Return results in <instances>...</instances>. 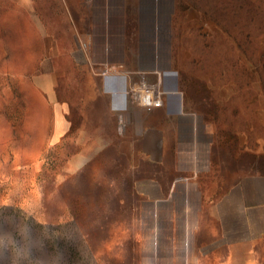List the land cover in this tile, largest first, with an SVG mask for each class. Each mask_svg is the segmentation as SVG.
I'll return each mask as SVG.
<instances>
[{
  "label": "rangeland",
  "instance_id": "374dc122",
  "mask_svg": "<svg viewBox=\"0 0 264 264\" xmlns=\"http://www.w3.org/2000/svg\"><path fill=\"white\" fill-rule=\"evenodd\" d=\"M124 1L137 42L143 8L151 11L158 42L173 50L198 100L201 126L233 131L222 143L253 148L245 169L264 174V0ZM81 2L0 0V264H264V239L203 258L196 234L194 247L182 248L176 230L151 232V207L137 199L136 176L108 145L100 150L111 131L70 130L69 111L55 119L57 101L69 106L75 72L63 58L56 82L45 84L52 66L44 60L55 50L46 38L76 35L80 47L90 33L66 24L70 9L85 19ZM94 46L93 37V59L102 63ZM118 145L125 149L122 139ZM181 219L172 216L170 226Z\"/></svg>",
  "mask_w": 264,
  "mask_h": 264
},
{
  "label": "crops",
  "instance_id": "0c3cea01",
  "mask_svg": "<svg viewBox=\"0 0 264 264\" xmlns=\"http://www.w3.org/2000/svg\"><path fill=\"white\" fill-rule=\"evenodd\" d=\"M115 1L100 0L99 12L94 9L97 0H83L80 9L85 19L70 9L72 21L68 19L66 25L74 24L95 38L97 61L127 64L142 74L134 77L135 83L141 78L160 83L166 94L165 105L152 111L131 105L125 78L95 77L77 43L78 37L72 35L70 39H75L76 46L68 47L69 37L54 33L46 40L55 45V50L44 60L51 63V73L44 74L42 80L45 84L52 78L56 82L63 58L75 72L69 106L56 100L55 119L60 117L58 112L63 117L62 113L66 116L69 111L70 130L111 131L108 143L104 142L100 150L105 151L108 145L136 176L133 183L137 185V199L148 201L151 207V232H161L164 225L176 230L182 248L192 247L196 234L198 244L194 246L203 258L264 239V174L246 170L243 162L245 156L257 152L246 143L223 144L222 135L232 136L233 131H206L201 126L198 100L187 92L180 76L185 71L175 63L173 50L165 42H158L157 24L148 18L149 8H143L147 15L137 42L134 19L127 14L125 1L121 0V7ZM129 6L130 10L135 7L131 3ZM138 9L142 13L140 4ZM121 118L123 130L119 127ZM117 131L123 133L119 136ZM120 139L124 150L118 145ZM227 175L232 177L227 180ZM172 216H180L182 221L172 227Z\"/></svg>",
  "mask_w": 264,
  "mask_h": 264
},
{
  "label": "built area",
  "instance_id": "2783aa9c",
  "mask_svg": "<svg viewBox=\"0 0 264 264\" xmlns=\"http://www.w3.org/2000/svg\"><path fill=\"white\" fill-rule=\"evenodd\" d=\"M80 47L87 58L91 73L95 77L105 78H125L129 86L126 95L129 103L143 110L152 111L162 108L165 105V91L160 83H149L141 78L137 83L134 77L142 75L140 72L130 71L124 63H97L93 59V37L85 34L80 37ZM120 125L124 127V120L120 119Z\"/></svg>",
  "mask_w": 264,
  "mask_h": 264
}]
</instances>
